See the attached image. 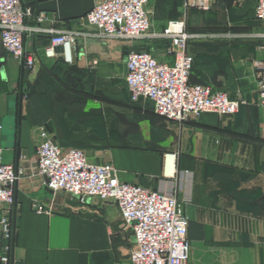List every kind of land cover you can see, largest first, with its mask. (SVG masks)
Returning <instances> with one entry per match:
<instances>
[{"label":"crops","instance_id":"1","mask_svg":"<svg viewBox=\"0 0 264 264\" xmlns=\"http://www.w3.org/2000/svg\"><path fill=\"white\" fill-rule=\"evenodd\" d=\"M22 1L32 10L28 26L84 35L49 58L46 50L52 35L26 34L25 48L37 61L31 72H24L0 44V148L5 163L24 171L15 193L14 247L0 225V255L10 244L14 261L22 264H132L134 233L116 204L90 200L82 205L68 194L52 192L33 162L42 127L59 146L81 148L77 132L66 137L59 131L64 117L54 91L62 71L66 74L69 69L74 78L83 76L99 88L124 80L130 99L125 79L129 50L148 49L163 63L172 64L174 58L160 54L152 42L131 44L88 36L93 29L85 17L100 0ZM247 5L255 19V1L241 6ZM167 18L171 19L170 12ZM260 29L264 32L263 26ZM253 31L246 27L232 34L230 50L216 44L214 51L202 57L189 51L194 57L191 83L241 100L238 114L207 113L180 124L157 116L153 104L141 100L135 103L138 112L152 113L151 117L139 114L141 121L152 122L155 128L148 142L107 151L121 181L155 191L175 188L179 202L190 199L183 203L190 219V264H264V110L253 65L264 59V46L248 37ZM226 39L231 38L216 36V41ZM31 90L29 98L23 99ZM71 113L67 108L68 119ZM169 155L174 156L175 178L168 175ZM187 171L192 174L190 182ZM38 207L44 211L38 212Z\"/></svg>","mask_w":264,"mask_h":264},{"label":"built area","instance_id":"2","mask_svg":"<svg viewBox=\"0 0 264 264\" xmlns=\"http://www.w3.org/2000/svg\"><path fill=\"white\" fill-rule=\"evenodd\" d=\"M151 0H100L86 15V23L93 29L92 36L102 40H118L140 44L152 37L170 41L168 54L174 62L163 63L148 52L129 51L126 61V84L130 100L151 102L157 116L183 124L203 114L232 117L239 113L243 102L210 86L191 83L194 58L188 53L190 36L185 24L171 22L165 34H153L148 12ZM239 5L255 1V19L264 25V0H184L186 10L209 11L218 2ZM32 10L22 0H0V44L22 64L24 72L35 69L36 58L27 52L26 34L46 32L52 35L46 50L49 58L57 56V47H67L80 35L69 30H42L28 26ZM252 37V36H248ZM256 38L264 40V32ZM254 67L259 78V105L264 110V59L256 60ZM24 94L23 99H27ZM26 160L25 156L20 157ZM38 176L48 180L54 193L64 192L75 202L85 205L90 200L114 203L123 221L133 230L136 248L131 253L132 264H190V219L175 188L150 190L136 183L119 179V172L111 162L98 164L86 150L62 147L55 143L46 128L40 129V143L33 162ZM24 174L14 164L4 162L0 148V225L4 238H13V210L17 185ZM175 178V173L172 176ZM188 182L191 172H186ZM38 212L43 208L38 207ZM11 245L0 255V264H10Z\"/></svg>","mask_w":264,"mask_h":264},{"label":"rangeland","instance_id":"3","mask_svg":"<svg viewBox=\"0 0 264 264\" xmlns=\"http://www.w3.org/2000/svg\"><path fill=\"white\" fill-rule=\"evenodd\" d=\"M172 7H177L176 19L167 18V13ZM147 8L151 21L149 32L151 35L165 34L171 22L185 24L186 33L190 36L187 50L191 54L196 53L201 57L208 55L215 50L216 44L229 46L230 50L232 34L241 33L246 27L256 30L249 34L253 40L259 42V46H264V40L256 38L262 33L260 28L264 25L253 18L251 5L241 6L231 1L218 2L211 10L201 11L186 10L184 0H151ZM241 18L245 21H241ZM220 34H227L231 39L216 41V36ZM146 41L155 44L160 54L171 57L167 51L170 44L167 39L150 37ZM84 79L83 76L74 78L69 69L66 74L65 71L61 72L54 96L62 104L60 115L64 120L59 126L62 135L68 137L77 132L76 142L81 148L86 149L92 161L98 164L111 162L107 153L111 149L147 143L149 133L155 130L154 124L141 121L139 114L151 117L152 113L147 110H141L144 113L138 112L136 104L129 99L125 81L120 80L111 88H99ZM32 93V90L29 91L27 97L29 98ZM67 108L72 112L70 119L67 118Z\"/></svg>","mask_w":264,"mask_h":264},{"label":"water","instance_id":"4","mask_svg":"<svg viewBox=\"0 0 264 264\" xmlns=\"http://www.w3.org/2000/svg\"><path fill=\"white\" fill-rule=\"evenodd\" d=\"M69 46H67V48H68ZM61 49H63L62 47H57L56 48V51H58V50H61ZM129 51H131V52H135V53H138V52H148L149 50L148 49H141V48H138V47H135V48H132L131 50H129ZM169 159L171 160V161H173V159H174V156L173 155H169ZM46 179V178H45ZM46 183H48V180L46 179ZM12 230H13V238H12V248L14 247V236H15V216H13V224H12ZM10 264H22V263H16L15 261H14V254H13V252H11V257H10Z\"/></svg>","mask_w":264,"mask_h":264},{"label":"trees","instance_id":"5","mask_svg":"<svg viewBox=\"0 0 264 264\" xmlns=\"http://www.w3.org/2000/svg\"><path fill=\"white\" fill-rule=\"evenodd\" d=\"M170 18L171 19H176V18H178V14H177V10H176V8L175 7H173L171 10H170ZM193 68H194V65H193ZM192 71H193V69H192ZM191 75H192V73H191ZM193 84V83H192ZM131 101V100H130ZM132 102V101H131ZM133 103V102H132ZM135 104V103H134ZM113 124L115 123V120L112 122Z\"/></svg>","mask_w":264,"mask_h":264},{"label":"bare ground","instance_id":"6","mask_svg":"<svg viewBox=\"0 0 264 264\" xmlns=\"http://www.w3.org/2000/svg\"><path fill=\"white\" fill-rule=\"evenodd\" d=\"M169 169H170V170H168V175H169L170 177H172V176L174 175V173H175V171L173 170V169H174V168H173V161H170Z\"/></svg>","mask_w":264,"mask_h":264}]
</instances>
